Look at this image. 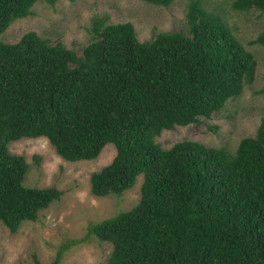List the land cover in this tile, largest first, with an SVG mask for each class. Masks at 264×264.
<instances>
[{"label": "trees", "instance_id": "16d2710c", "mask_svg": "<svg viewBox=\"0 0 264 264\" xmlns=\"http://www.w3.org/2000/svg\"><path fill=\"white\" fill-rule=\"evenodd\" d=\"M36 1L0 0V35ZM231 6L264 12V0ZM186 17V30L140 41L131 22L96 16L80 55L35 31L0 39V222L10 232L62 195L23 184L29 165L11 141L45 136L69 161L95 159L112 143V160L90 175L95 196L120 195L143 175L133 208L89 223L48 264L91 236L112 245L107 264H264V117L234 152L155 141L219 112L254 78L253 55L217 14L190 0ZM249 43L264 46V31Z\"/></svg>", "mask_w": 264, "mask_h": 264}, {"label": "rangeland", "instance_id": "374dc122", "mask_svg": "<svg viewBox=\"0 0 264 264\" xmlns=\"http://www.w3.org/2000/svg\"><path fill=\"white\" fill-rule=\"evenodd\" d=\"M200 1L251 52L256 62L254 78L219 112L200 118L197 124L163 130L155 141L162 148H169L175 142L193 140L234 152L241 138L256 133L264 117V95L257 92L264 83V46L249 43L264 31V12L235 10L231 6L233 0ZM189 2L172 0L163 6L144 0H54L53 4L37 0L31 13L12 21L0 39L14 43L24 33L35 31L51 44L61 42L80 55L92 40L90 28L96 16L105 17L107 23L131 22L137 38L143 41L156 32L186 30ZM8 148L11 153L22 155L29 165L24 185L56 187L62 195L41 209L36 220L22 222L14 233L0 222V264H34L35 258L40 264H48L62 243L84 237L89 223L130 210L139 202L142 174L132 188L120 195L95 196L90 191L91 173L107 165L115 155L112 143L106 144L95 159L79 161L62 158L45 136L23 137L9 142ZM111 250L109 242L91 236L65 251L59 264H107Z\"/></svg>", "mask_w": 264, "mask_h": 264}]
</instances>
